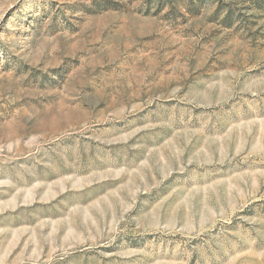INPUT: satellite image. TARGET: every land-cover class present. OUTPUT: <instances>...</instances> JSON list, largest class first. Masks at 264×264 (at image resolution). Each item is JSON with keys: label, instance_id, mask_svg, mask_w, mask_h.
Segmentation results:
<instances>
[{"label": "rangeland", "instance_id": "rangeland-1", "mask_svg": "<svg viewBox=\"0 0 264 264\" xmlns=\"http://www.w3.org/2000/svg\"><path fill=\"white\" fill-rule=\"evenodd\" d=\"M0 264H264V0H0Z\"/></svg>", "mask_w": 264, "mask_h": 264}]
</instances>
